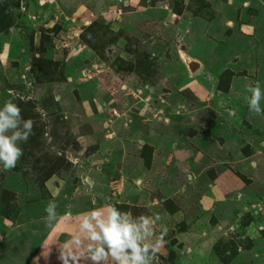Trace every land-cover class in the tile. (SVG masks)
Returning a JSON list of instances; mask_svg holds the SVG:
<instances>
[{
	"label": "rangeland",
	"instance_id": "rangeland-1",
	"mask_svg": "<svg viewBox=\"0 0 264 264\" xmlns=\"http://www.w3.org/2000/svg\"><path fill=\"white\" fill-rule=\"evenodd\" d=\"M256 82L264 0H0V107L33 121L0 169V264H44L47 185H86L105 138L119 143L95 184L120 211L161 217L157 264H264Z\"/></svg>",
	"mask_w": 264,
	"mask_h": 264
},
{
	"label": "clouds",
	"instance_id": "clouds-1",
	"mask_svg": "<svg viewBox=\"0 0 264 264\" xmlns=\"http://www.w3.org/2000/svg\"><path fill=\"white\" fill-rule=\"evenodd\" d=\"M247 106L250 112L264 114L261 103L264 89L259 82L249 86ZM235 115L234 112L231 113ZM33 121L21 116V109L11 100L0 107V169L8 171L16 167L23 155L19 146L33 134ZM139 186L140 181H136ZM49 224L57 219L56 204L49 202L45 208ZM161 217L122 212L113 205L96 207L82 212L75 218V228L59 256L61 264H157L158 253L165 246L167 227L156 225Z\"/></svg>",
	"mask_w": 264,
	"mask_h": 264
},
{
	"label": "crops",
	"instance_id": "crops-1",
	"mask_svg": "<svg viewBox=\"0 0 264 264\" xmlns=\"http://www.w3.org/2000/svg\"><path fill=\"white\" fill-rule=\"evenodd\" d=\"M114 143H119V141L116 139L110 140L105 138L104 141L99 144L100 146L96 151L100 154L105 151L104 155H101L102 157L99 156V159L102 160V164L109 165V162L111 161L109 154L111 153L108 148ZM96 153L97 152H94L88 159V161H92L90 164V169H92V171L89 172V176H92L93 179L87 178L86 176V180L88 181L86 185L82 182L83 179L80 180V178L79 182L78 180L75 181L77 183L76 185L68 186V188L65 189H62L60 185H54L52 188L47 185L49 200L50 202H54L56 204L57 219L51 222L52 235H50L51 233L48 234V236H51L50 241L48 244L44 245L47 247V251H44L46 257H43L41 261L44 264H61L59 256L63 255L65 248L68 247V242L70 241L71 234L75 228V218L78 214L96 207L112 205L110 198L106 197V194L101 193L103 186L105 185L103 182L104 180L101 179L99 184H95L98 173L93 171V165L101 163L98 158L94 157V154L96 155ZM121 158L123 159L122 156ZM96 160H99V162L95 163ZM128 163L131 164L132 162L128 161ZM72 169L76 170L75 164L72 165ZM100 169H102L101 166H99L98 171H100ZM100 187L102 189H100ZM132 190H134L132 193L133 195L138 194L137 189L133 188ZM66 191L68 193L64 194ZM43 214L47 216L45 210ZM41 216L44 217V215ZM54 256H57L58 259L55 260L53 258ZM81 264H87V262L82 261Z\"/></svg>",
	"mask_w": 264,
	"mask_h": 264
},
{
	"label": "water",
	"instance_id": "water-1",
	"mask_svg": "<svg viewBox=\"0 0 264 264\" xmlns=\"http://www.w3.org/2000/svg\"><path fill=\"white\" fill-rule=\"evenodd\" d=\"M195 66H196L195 63H194V64H193V63H190V64H189L190 69H194Z\"/></svg>",
	"mask_w": 264,
	"mask_h": 264
}]
</instances>
